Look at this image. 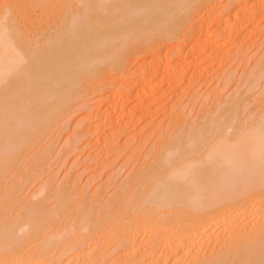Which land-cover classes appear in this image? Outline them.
<instances>
[{
	"label": "bare ground",
	"instance_id": "obj_1",
	"mask_svg": "<svg viewBox=\"0 0 264 264\" xmlns=\"http://www.w3.org/2000/svg\"><path fill=\"white\" fill-rule=\"evenodd\" d=\"M203 4L205 0H0V176L6 174L30 148L42 143L54 128L53 122L76 97L82 81H93L99 74H104L100 72L105 68L122 65L119 53L115 51L118 47H126L120 46L121 43L117 45L131 28L140 27L149 19H157L159 22L156 23H160L153 27L154 32L148 35L150 38L143 42L138 40L140 43L136 47L139 48L134 49H139L136 53L141 51L143 56L139 57L134 71L128 73L126 67L119 68L117 77L111 79L114 89L110 99L115 108L117 101L122 97L127 99L136 86L141 90H137L135 98L140 99L146 91H151L145 75L134 79L138 69L148 67L151 74L159 69L156 63L165 62L163 71H170L169 67L173 65L167 62L168 55H175L173 60L179 61L187 45L186 51L199 49V52L200 49L218 47L215 39L212 41L207 36L201 47L198 46L197 32L204 25L200 20L198 26H192L194 30L187 40L175 46L166 43L178 36L179 31L182 34L184 28L181 26L187 24L189 17ZM229 5L221 7L224 10ZM255 6L264 8V0L248 6L247 12L253 14ZM233 9L235 15L231 18L237 20L239 8L235 6L227 10L231 13ZM217 11L209 14L212 19L205 24L218 25L226 18L220 9ZM232 26H218L215 30L227 29L233 35L236 31ZM185 29L189 31V28ZM162 48H166L164 58L159 55ZM262 67L255 68L245 80L250 91L260 87L258 96L264 98ZM225 99L222 102L221 99L220 105L212 112L205 114L202 125L191 124L188 131L184 130L187 131L184 134L189 135L184 144H174L173 138L167 140L155 166L150 171L145 169L149 178L151 175L154 178L150 183L148 181L144 194L142 192L143 195L136 200L140 203L137 208L150 209L147 215L163 210L164 213L159 211L163 213L159 217H168L166 221L172 224L169 229L159 224L163 230L154 231L158 222L148 225L146 215L143 222H130L120 228L114 226L111 230L115 229L117 238L113 242L109 240L111 235L89 238L88 232L94 226L82 215L86 220L80 228L76 229L72 222L65 232L75 233L80 229L91 243L76 249L60 263L64 255L52 258L51 252L56 249L54 244L62 241L64 232L44 234L41 236L45 237L40 243L41 250L34 248L28 255L20 251L21 245L25 240L37 238L42 226L34 224L32 218L24 225L21 222L20 235H13V231L11 234V229L3 224L0 226V264H77L78 261L80 264H106L110 254L107 252L113 254L109 251L112 242L117 246L115 250H121H117L121 254L118 261L125 260L127 264H139L140 252L148 245L157 251L153 260L156 264H264V100L243 118L234 112L236 109L233 111L239 105V96ZM226 106L232 110H224ZM14 192L17 194V190ZM50 192L45 184L29 198L32 196L36 201L41 196L43 201L54 195ZM31 214L29 210L22 219ZM139 235L145 237L143 242H136ZM124 245L128 246L121 249ZM151 249L148 250L153 253Z\"/></svg>",
	"mask_w": 264,
	"mask_h": 264
},
{
	"label": "rangeland",
	"instance_id": "obj_2",
	"mask_svg": "<svg viewBox=\"0 0 264 264\" xmlns=\"http://www.w3.org/2000/svg\"><path fill=\"white\" fill-rule=\"evenodd\" d=\"M228 1L205 0V4L200 7L201 10L194 11L187 24L181 26L184 28H182V34H179V31L178 36L176 35L178 38L175 36L174 39L166 42L169 46H175L185 39L187 40L194 30L192 26H198V20H200L204 22V25L203 28H199L198 36L196 35L198 46L201 47L207 36V39L210 37L212 41L215 39L218 47L208 48L204 51L200 49L199 52V49L186 51L189 47L187 45L186 49L181 52L182 60L180 59V62L173 60L175 55H168L167 62L169 65H173L169 67L172 69L170 71H163L164 59V63L159 62L160 65L156 63V67L159 66V69L152 71L151 74L147 70L148 67L138 69L134 79L145 75L146 84L151 91H146L140 99L135 98L137 90H141L136 86L131 90V95L129 94L130 100L122 97L117 101L118 108H115L114 101L110 99V93L114 89L111 79L114 80L117 77L119 68L123 70L126 67L128 73L134 71L143 56L141 51V54L136 53L139 51V49L136 50L139 48L136 46L140 43L139 41L143 42L150 38L152 31L160 23H156L157 19L154 21L149 19L146 21L147 23L143 21L140 27L131 28V31L120 39L117 45L118 47L121 43L120 46L126 47H118V51H115L119 53L117 55L120 56L122 65L118 68L115 66L105 68L104 72H100L104 74L102 76L99 74L93 81H86L87 83L82 81V84L78 86L76 97L64 110L65 112L59 115L56 121L54 120V128L50 130L48 136L44 137L42 143L30 148L6 174L0 176L2 184H0V226L6 224L3 226L11 229L10 232L13 231V235H20L18 229L22 227L20 226L21 222L24 225V223L32 221V218L35 219H33L34 224L42 226L40 227L41 234L34 238L35 241L40 242H35L32 239V241L25 240V244L21 245L24 249H20L21 252L23 251L22 253L28 254L34 248L41 250L40 243L45 240V237L41 236L44 234L55 233L54 235H58L64 232L63 239L61 237L62 241L60 244L59 242L55 243L54 248L56 249L51 252V255L53 253L52 258L64 255L60 260L62 263L67 257L73 255L76 249L80 250L91 243H88V236L84 231L80 232V229L75 233L68 232L69 230L65 232L72 222L76 229L80 228L86 220L82 218V215L89 220L92 227L94 226L88 232L89 238L99 237V235L103 237L105 234L111 235L109 240L113 241L117 238V233H114L115 229L111 230L114 226L120 228L130 222H143L150 212L148 208H137L140 203L138 204L136 200L144 194V189L154 178L152 175L149 178L147 170L150 171L155 166L160 152L168 143L167 140L171 141L173 138L174 144H184L189 136L184 132L187 133L189 125H198V123L202 125L205 114L208 115L217 105L219 106L221 99L222 102L225 98H238L239 96V105L236 104L233 111L236 109L234 112L237 111L236 113H239L243 118L248 116L257 104L262 103L264 98L258 96L261 88L248 90L245 79L255 68L263 66L264 69V8L255 6L252 10L253 14L251 11L247 12L248 6L263 0H231V3ZM226 2L228 3L226 4ZM238 3L240 6L237 5ZM229 4H232L233 7L236 6V9L239 8L237 10L240 12V17L237 20L231 18L235 15V9L228 13V10L233 8ZM228 5L230 7H227V10L225 8ZM221 6L225 7L224 10ZM217 8L226 18H223L218 25L215 23L205 24L212 19L210 13L218 12ZM223 23L224 25H235L232 27L236 33L233 32L232 35L227 29L216 31V28L224 27ZM185 28H189V31L188 29L184 31ZM119 49L122 50L119 51ZM162 49L159 55L164 58L166 48ZM261 78V86H263L264 73ZM108 79L110 81L106 82ZM99 82L104 83L102 85ZM108 83L111 84L108 85ZM112 107L113 111L110 110ZM231 107L226 106L224 110H232ZM201 117L203 118L201 119ZM186 129L187 131H184ZM183 136L184 140H182ZM145 169L147 170L145 171ZM45 184L51 191L50 195L54 194L53 196H48L43 201L40 196V199L36 200L37 202L32 196L29 198V195L37 193ZM15 190H17V194H15ZM9 193L13 197H9ZM113 200H115V204L112 203L111 206ZM21 203H25L29 207L25 208L26 205ZM29 210L32 211L31 216L25 220L22 219L25 218L24 215ZM159 211L164 213L163 210ZM159 211L147 215L148 225L158 222L153 227L154 231H158V233L160 229H169L172 226L171 221H166L168 217H159L163 214ZM79 217L81 218L79 219ZM164 221L165 225L167 223L171 225L164 227ZM159 224L163 228L159 227ZM68 225L69 227H67ZM138 237L136 242H143L145 239L143 235ZM28 242L29 244H27ZM112 243H110L111 246L109 245V251H113V254L107 252L110 254L108 255L109 262L106 264H127L125 260L118 261V257L121 255L118 251L121 250H115L117 246ZM26 244H31L34 247L26 246ZM126 247L124 245L121 249ZM151 248L152 245H148L140 252L143 258L139 256L141 258L139 264H156L153 260L157 251ZM148 249L153 250V253ZM77 264H80V261Z\"/></svg>",
	"mask_w": 264,
	"mask_h": 264
}]
</instances>
